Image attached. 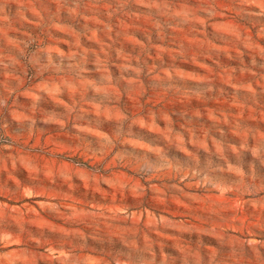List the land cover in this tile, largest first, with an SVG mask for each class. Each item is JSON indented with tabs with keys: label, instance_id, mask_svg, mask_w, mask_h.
<instances>
[{
	"label": "rangeland",
	"instance_id": "rangeland-1",
	"mask_svg": "<svg viewBox=\"0 0 264 264\" xmlns=\"http://www.w3.org/2000/svg\"><path fill=\"white\" fill-rule=\"evenodd\" d=\"M0 264H264V0H0Z\"/></svg>",
	"mask_w": 264,
	"mask_h": 264
}]
</instances>
